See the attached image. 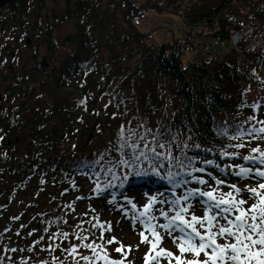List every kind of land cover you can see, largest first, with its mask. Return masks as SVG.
Wrapping results in <instances>:
<instances>
[{
	"label": "trees",
	"instance_id": "trees-1",
	"mask_svg": "<svg viewBox=\"0 0 264 264\" xmlns=\"http://www.w3.org/2000/svg\"><path fill=\"white\" fill-rule=\"evenodd\" d=\"M47 3L0 5V185L5 184L0 186V264H33L37 258L36 241L30 242L37 231L23 229L31 216L13 207L21 194L31 199L32 209L39 208L30 222L39 225V242L48 254L39 264H77L57 254L53 236L61 227H50L66 222L64 196L75 193L77 199H95L127 214L128 208L143 212L136 208L135 194L151 191L170 201L189 189L216 188L219 195L232 191L235 182L256 186L258 178L236 173L240 166L252 167L243 159L258 155L252 149L264 150V135L247 134L253 126L264 127L258 123L264 121V0H108L105 5L73 0L58 18L54 14L44 22ZM148 9L179 14L192 37L201 34L230 44L231 31L249 25L250 37L261 44L247 50L249 37L224 53L183 60L194 48L190 43L178 38L146 42L148 33L136 22ZM57 21L74 25L64 38L72 44L70 52L44 69L37 56L28 70L5 66V51L30 27L47 35L52 56L58 48L51 23ZM100 113L105 136L69 142L74 134L86 133ZM134 169L150 178H132ZM169 171L188 182L174 188L162 179ZM218 180L223 183L217 185ZM84 182L88 191L81 189ZM187 203L205 212L214 202L197 195Z\"/></svg>",
	"mask_w": 264,
	"mask_h": 264
},
{
	"label": "rangeland",
	"instance_id": "rangeland-1",
	"mask_svg": "<svg viewBox=\"0 0 264 264\" xmlns=\"http://www.w3.org/2000/svg\"><path fill=\"white\" fill-rule=\"evenodd\" d=\"M73 0H48L47 6L42 12V15L45 14L44 22L50 21L53 19L52 15H57V18L60 16V13L66 8V4L68 2H72ZM102 4H106L108 0H101ZM134 3L139 4L141 0H132ZM43 17V16H42ZM51 22V21H50ZM53 26V36L54 40L56 42V48L58 50L50 56V54L47 51V35H44L43 33H39L34 28L27 29V34H25L23 37H21L19 40L18 38H15V42H11V47H9L5 53V66L9 65L11 67L12 71L19 72L20 70H28L34 61L33 58L37 56L38 61L40 62V65L43 64L42 68L50 67L56 62L61 56L64 54L70 52L72 50V44L67 43V41L64 40V38L72 33L74 31V25L71 21L67 22H53L51 23ZM54 24V25H53ZM137 28L143 32L148 33V36L146 38V42L148 44L157 45L162 42L171 41L173 38H179V37H185L186 33L184 32L189 27L184 25L180 21L179 14L175 13H160L157 10L148 9L144 15L137 19L136 22ZM42 26V25H40ZM251 27L252 26H245L244 28ZM187 28V29H186ZM193 30H196L195 28H191ZM243 29V28H242ZM254 33V30L252 31V34ZM251 34V35H252ZM192 35V33L190 34ZM29 38V42H25V40ZM248 39V38H246ZM194 41L193 44H191L194 48L192 50L186 51L183 55V60L191 59L196 60L199 58L206 57L208 53H224L226 52L231 44L229 42H219L216 41L208 36L205 35H197L193 36ZM253 41H259V46L261 44V40L257 38L250 37V40L248 43L250 44ZM247 43V45H248ZM238 45V44H236ZM232 45V46H236ZM11 50L13 52L11 53ZM255 50V49H254ZM11 53V54H10ZM3 86V85H2ZM1 88V87H0ZM2 90L0 91V100L3 99L2 96ZM4 102V101H3ZM103 105V103L101 104ZM105 118L103 113H100L99 116L94 117L87 126V131L84 134H80L77 137V133L74 134L72 137H70L69 142H73L76 139L86 140V142H93L97 141L99 138L106 135V132H103V128H105ZM104 126V127H102ZM99 131V134H97ZM96 136L94 137V135ZM94 137V138H93ZM92 139V140H91ZM15 142L18 140L15 139ZM9 144V143H7ZM5 185L4 183L0 186L3 187ZM233 185V184H232ZM235 185L240 189H245L244 184H241L239 182H235ZM90 185L87 182H84L82 184V191H88ZM136 193V192H135ZM134 193V194H135ZM221 192H219L220 194ZM83 194V192L81 193ZM135 205L136 208L142 211L144 209L145 204L149 201L150 197H155L156 194L154 192H147L142 194H135ZM161 195L160 197H157V203L154 205L152 212L149 213V215H155L157 217L156 220L152 221L153 224H165L167 223V220H165L163 217H160L158 209L163 208L165 211L168 210V204H160L159 200L165 198ZM19 198L21 200H19ZM174 198V195L172 197ZM241 198L248 201V204H245L244 207L247 208L253 201L250 199H247L243 195ZM63 202L68 201L69 204L67 208H65L63 215L66 222L63 223H53L50 227L55 228L57 225L58 227H61V230L59 229L57 232L59 233V236L55 234V244L58 248L57 254L62 257H71L70 259L72 262H79L81 261L82 264H88V262L80 259L81 256H88L90 258H93V264H105V261L103 260H96L93 256V252L91 249L85 248L83 245L87 243L94 242L97 245H102L103 248L107 251V254L110 259L113 260H120L123 259L122 255L120 253H117L114 251L115 248L119 247V244H107V240L111 239L112 237H115L116 240L120 242V244H123L125 246H131V251L127 253V259L125 260V264H144V256L145 253L149 250L151 247L150 245L142 244L140 232H144L145 235H149V238L151 239V236L149 232L146 230V223H147V217L142 216V212H136L134 208H128V213L124 214V212L119 209L118 211H112L110 209H106L104 206H101L98 204V201L95 199H86L81 198L77 199L76 194H70L69 196H64L62 198ZM31 199L27 198L25 195H19L18 198L14 201L13 207H17L18 210H21L22 212H26L29 216H31V219H28V222L25 223V230H28L31 227H34L37 232L31 236V241H36V246L39 249V251H36L34 257L35 262L33 264H39L42 259H44L48 254H44L42 250V246L44 244H41L39 240H43L41 235V231L39 230L38 226L36 224H30L32 220H35L37 218V211L38 207L35 209H32L29 205V201ZM166 201V200H165ZM41 201H39V204ZM70 206V207H69ZM181 206H184L181 202ZM206 211V210H205ZM191 214H195L197 216H203L205 212L197 209L196 207L190 208L189 213L185 214L186 219L190 218ZM169 215H175V211L169 212ZM141 219V220H138ZM2 219H0V222ZM97 221L99 223L103 224L105 226V229L108 227V225H111V231H106L101 228L93 227V224H95ZM221 223H224L223 220L220 221ZM24 223V222H23ZM30 224V225H29ZM28 226V227H26ZM48 227V226H47ZM198 227V226H197ZM49 228V227H48ZM34 230V231H35ZM62 230L64 232H62ZM40 231V232H39ZM56 231V230H55ZM157 231H160L161 234L164 236L163 243L161 244V247L173 251L174 253L177 252V249L171 242V238L167 235V233L164 232V230L157 228ZM39 232V234H38ZM31 233V232H30ZM63 233H67V238L62 235ZM101 234H103V239H101ZM173 235H179V233H173ZM88 237L87 240L78 239L77 237ZM46 238V237H44ZM17 241V240H14ZM21 240H18L20 242ZM73 245L78 246V252L79 255H77L75 258L73 255H70L69 252L65 251V249H70ZM2 247L0 245V251ZM81 249V250H80ZM16 252V251H15ZM97 252H99L101 255L103 252L98 248ZM25 254V253H24ZM28 252H26L25 255H27ZM18 257H20V254H17ZM203 259V256L201 257ZM68 261V260H66ZM160 264H167L166 260H161Z\"/></svg>",
	"mask_w": 264,
	"mask_h": 264
},
{
	"label": "snow or ice",
	"instance_id": "snow-or-ice-1",
	"mask_svg": "<svg viewBox=\"0 0 264 264\" xmlns=\"http://www.w3.org/2000/svg\"><path fill=\"white\" fill-rule=\"evenodd\" d=\"M253 107H258L254 105ZM254 120L255 117H250ZM264 125V121H258ZM248 135L253 138L264 135V127L256 128L255 126L247 130ZM3 139V137H0ZM163 148V145H159ZM236 147H244V145H236ZM155 152V149H153ZM253 153L258 155H249L243 159L252 165V167H239L236 173L241 178L254 177L257 179V184L254 187H246L245 189L238 188L235 184L231 185L232 191L220 193L217 195V189L213 188L209 191H201L199 189H189L182 197H176L170 201L163 199L159 200L160 204H168V210L163 208L158 209L160 217L167 220L165 224H153L156 220L155 215H149L152 212L154 205L157 203L156 197H150L145 204L142 216H146V230L149 235L140 232L141 243L150 245L151 247L145 253L144 264H160L161 260H166L167 264H264V150L260 148L252 149ZM121 163H126L121 161ZM203 171V169H196ZM159 176L158 171L153 173ZM179 175L168 172L162 179L178 187L188 181L181 177L179 180L176 176ZM149 176L147 172H141L134 169L132 178H143ZM115 178V177H114ZM128 179L127 176L124 177ZM199 184H205L203 179H197ZM223 181H216V184H222ZM243 193L249 194V199L253 202L245 208L244 205L248 201L241 198ZM207 197L208 201L212 203L205 211L203 216L191 214L190 218L186 219L185 214L189 213L190 205L187 203L191 198L196 196ZM181 200L185 201V205L181 206ZM70 207V206H69ZM135 207V205H133ZM215 210V211H214ZM175 211V215H169V212ZM223 220L224 223L220 221ZM198 226V227H197ZM93 227L101 228L106 231H111V225L105 229V226L99 221L93 224ZM157 228L164 230L171 238L172 244L177 249L173 252L161 247L164 236ZM179 235H173V233ZM31 234V233H30ZM65 239L67 233L62 234ZM78 239L87 240L88 237H77ZM103 239V234H101ZM119 244L114 251L120 253L123 259H110L107 251L102 245H97L94 242L84 244L85 248L91 249L95 259L105 261V264H125L127 253L130 252L131 246L120 244L115 237L107 240V244ZM100 249L103 254L97 252ZM10 251H17V249H10ZM70 255L75 258L78 253V246L73 245L70 249H65ZM203 256V259L201 258ZM80 259L93 264V258L88 256H81ZM77 264L79 262L77 261Z\"/></svg>",
	"mask_w": 264,
	"mask_h": 264
},
{
	"label": "built area",
	"instance_id": "built-area-1",
	"mask_svg": "<svg viewBox=\"0 0 264 264\" xmlns=\"http://www.w3.org/2000/svg\"><path fill=\"white\" fill-rule=\"evenodd\" d=\"M252 28L247 27L240 30H233L230 33V42L232 45L238 44L242 39L249 37L252 34ZM189 37L186 38H180L179 42L185 43ZM259 46V41H253L247 46V50H254Z\"/></svg>",
	"mask_w": 264,
	"mask_h": 264
},
{
	"label": "water",
	"instance_id": "water-1",
	"mask_svg": "<svg viewBox=\"0 0 264 264\" xmlns=\"http://www.w3.org/2000/svg\"><path fill=\"white\" fill-rule=\"evenodd\" d=\"M9 1H11V0H0V5H3V3H5V2H9ZM29 38L26 40V42H29Z\"/></svg>",
	"mask_w": 264,
	"mask_h": 264
}]
</instances>
